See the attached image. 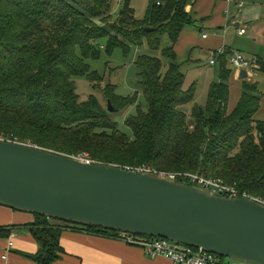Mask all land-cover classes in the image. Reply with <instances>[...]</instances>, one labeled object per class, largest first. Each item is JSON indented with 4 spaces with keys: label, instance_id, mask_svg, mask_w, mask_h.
I'll list each match as a JSON object with an SVG mask.
<instances>
[{
    "label": "trees",
    "instance_id": "16d2710c",
    "mask_svg": "<svg viewBox=\"0 0 264 264\" xmlns=\"http://www.w3.org/2000/svg\"><path fill=\"white\" fill-rule=\"evenodd\" d=\"M188 3L150 0L145 16L138 18L130 0L118 10L114 0H0V135L76 157L87 155L101 164L221 179L264 201L260 82L243 79L241 97L231 110L234 70L225 53L206 104L194 103L196 83L185 87L186 61H179L175 48L182 31L197 22L186 9ZM164 36L170 39L168 46ZM145 43L152 51L161 50V55L140 53L135 61L146 109L136 94L117 95L113 84L103 89L112 113L95 94L81 98L76 78L86 77L96 89L104 80L90 60L118 48L127 56ZM258 62L264 74V59ZM136 103V114L125 120L133 132L129 136L111 115ZM179 181L195 185L183 177ZM34 215L28 228L39 250L27 256L36 264L61 258L65 230L119 235ZM18 227L0 226V236L9 238Z\"/></svg>",
    "mask_w": 264,
    "mask_h": 264
},
{
    "label": "water",
    "instance_id": "95a60500",
    "mask_svg": "<svg viewBox=\"0 0 264 264\" xmlns=\"http://www.w3.org/2000/svg\"><path fill=\"white\" fill-rule=\"evenodd\" d=\"M0 205L264 264V202L28 143L0 139Z\"/></svg>",
    "mask_w": 264,
    "mask_h": 264
},
{
    "label": "crops",
    "instance_id": "0c3cea01",
    "mask_svg": "<svg viewBox=\"0 0 264 264\" xmlns=\"http://www.w3.org/2000/svg\"><path fill=\"white\" fill-rule=\"evenodd\" d=\"M122 1L114 0V8L123 5ZM130 2L131 5H134L136 0H130ZM238 2H243L244 5L240 7ZM149 4L150 0H144L141 10L146 13ZM186 9L197 22L194 26H188L182 31L175 46L178 54L185 51L189 53L188 62L186 61L185 64L191 63L192 66H196L194 65L196 60L204 59L206 55L203 51H206L209 56V64L217 67L218 60L215 65L210 63L211 51L221 47L230 50L236 48L240 50L239 53L247 56L245 52H241L243 50L240 48L244 49L249 46L250 49H247L253 52L256 57L253 76L263 74L259 71L258 61L264 59V0H189ZM241 28L246 29V33L243 35L239 33ZM250 32L251 35H249ZM205 34L208 37L204 38ZM169 44V37L164 36L163 45L168 46ZM145 45V53L161 55V50L150 52L147 43ZM197 50L200 52V57H194V52ZM228 66L232 68L230 64ZM233 70L231 89L233 87L240 92L243 79L239 77L238 69ZM238 100L239 96L236 98L237 102ZM234 107L230 106V109L232 110ZM35 220L36 216L33 213L15 212L0 206V226H20L9 238H2L0 264H36L27 256L35 254L39 250V245L28 228V225ZM60 242L64 253L53 264H174L168 258H151L140 247L105 234L69 229L62 233ZM4 255H7L6 259L3 258Z\"/></svg>",
    "mask_w": 264,
    "mask_h": 264
},
{
    "label": "rangeland",
    "instance_id": "374dc122",
    "mask_svg": "<svg viewBox=\"0 0 264 264\" xmlns=\"http://www.w3.org/2000/svg\"><path fill=\"white\" fill-rule=\"evenodd\" d=\"M126 0H123L121 3H124ZM131 3V2H130ZM132 7L135 9L136 16L138 18H143L145 16V12L141 10L144 0H136V2L133 3ZM118 7V6H117ZM137 7V8H136ZM120 8V7H118ZM142 16V17H140ZM251 35V32L249 33ZM253 43V41H252ZM251 43V44H252ZM146 45L141 47H134L129 55H125L124 51L120 48L116 49L112 55H108L106 52H103L100 59L96 60H90L91 66L93 69L98 70L100 74L104 77V80L102 81L101 84V89H96L93 87V83L90 82L86 77H78L76 78V85H77V92L81 96L83 100L87 99L90 95L95 94L99 100L102 101L104 107L107 108L109 105L108 101L104 97L103 94V89L108 85V84H113L116 85V92L117 95L127 97L131 95H138V104L141 105L143 109L147 108V100L144 95V92L142 90V85H141V79L140 75L138 74L139 69L137 68L135 61L140 53H144V47ZM248 49H250L249 46H247ZM247 48L244 47V49L240 48L241 52H245L247 57L255 64L256 63V57L254 56V53L248 50ZM148 51H152L148 48ZM233 51V52H232ZM238 49L233 48L230 50L228 48L227 50V62L228 65L230 64L232 69H235L233 65L231 64V57L233 56L234 53H237ZM203 53L206 55L204 59H197L194 65L192 66L191 63H186L183 66V69L185 70L186 73V81H185V87L191 86L194 82L196 83V90H197V95L195 97V102L200 105H205L207 102L208 98V90L210 85L217 81L218 79V73H219V65L217 67L211 66L209 64V56L206 51H203ZM189 57V53L187 51L185 52H180L179 53V61L184 63L187 61ZM194 57H200V52L197 50L194 52ZM220 56H218L219 58ZM219 61V59H218ZM197 63V64H196ZM251 70H254L251 69ZM217 72V75H216ZM254 73V71H253ZM216 78V79H215ZM251 80V77H250ZM252 80H256L260 82L261 86V92H262V107L257 114V117L259 119L264 120V74H257L252 77ZM234 86V85H233ZM232 92H231V99H230V106H235L237 101L236 98L239 96L242 89L240 92L236 90L235 88L232 87ZM239 94V95H238ZM137 103L134 105H131L127 107L124 110H120L117 113H113L111 116L114 120L117 121L119 129L123 132L126 133L129 136L133 135L132 130L130 129L129 126H127L125 120L131 116L136 114L137 112ZM193 103V104H194ZM191 104L188 106V117L190 118L191 115V108L193 106ZM112 113V112H111ZM87 156V155H84ZM2 207H5L6 209H11L15 212H22V213H27L24 211L20 210H15L3 205H0ZM18 231V230H17ZM2 238L7 239L8 237H1L0 236V242L2 241ZM4 239V240H5ZM1 247V246H0ZM226 260H231L230 258L226 257ZM238 264H249L246 262L242 261H235Z\"/></svg>",
    "mask_w": 264,
    "mask_h": 264
},
{
    "label": "built area",
    "instance_id": "2783aa9c",
    "mask_svg": "<svg viewBox=\"0 0 264 264\" xmlns=\"http://www.w3.org/2000/svg\"><path fill=\"white\" fill-rule=\"evenodd\" d=\"M158 4H160V2H158ZM238 5L242 7L244 3L238 2ZM239 33L241 35L245 34L246 29L241 28L239 30ZM203 37L206 38L208 37V35L205 34L203 35ZM227 50L228 49L226 47H221L217 50L211 51L210 63L212 65H215L217 63L218 56L227 53ZM231 64L235 69H238L239 71H241L242 69H246L249 72L250 77L253 76V70L251 69H255L256 66L247 56L239 52L233 54V56L231 57ZM0 139L5 138L0 135ZM78 158L82 159L86 163H97L88 156H78ZM128 168L142 173L157 174L173 180H179L180 177H183L184 179H189L192 183H195L194 186L201 187L216 194L233 198H245L252 201L264 202L257 197L249 195L247 192L241 191L236 186V184H228L221 179L205 178L200 174L193 173L158 171L149 166ZM117 238L130 245L140 247L145 252V254H147L151 258H168L174 264H238L233 260H226V257L220 256L216 253L205 251L202 248L180 244L166 238L144 237L129 232H119ZM11 245L12 243L10 242V246ZM3 258L6 259L7 255H4Z\"/></svg>",
    "mask_w": 264,
    "mask_h": 264
}]
</instances>
